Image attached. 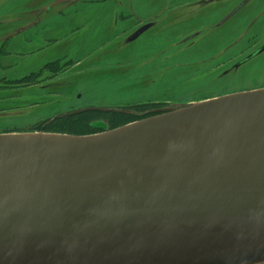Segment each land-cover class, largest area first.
<instances>
[{
    "label": "water",
    "instance_id": "water-1",
    "mask_svg": "<svg viewBox=\"0 0 264 264\" xmlns=\"http://www.w3.org/2000/svg\"><path fill=\"white\" fill-rule=\"evenodd\" d=\"M155 111L0 133V264H264V87Z\"/></svg>",
    "mask_w": 264,
    "mask_h": 264
},
{
    "label": "rangeland",
    "instance_id": "rangeland-1",
    "mask_svg": "<svg viewBox=\"0 0 264 264\" xmlns=\"http://www.w3.org/2000/svg\"><path fill=\"white\" fill-rule=\"evenodd\" d=\"M47 1L0 0V54H3L0 56V133L96 134L148 117L147 112L154 108H177L193 101L264 85L263 56H257L244 68L232 69L228 75L222 76L224 68L233 62L218 66V61L210 60L216 52L212 50L215 47L213 39L203 40L199 45L195 43L197 46L181 55L172 49L173 41L190 32L176 26L167 30L159 25L161 28L148 32L149 35L144 37L151 39L146 42L139 39L123 41L122 37L129 33L127 27L121 38L110 40L107 44L100 40L92 45L78 41L72 52L82 60L66 63L64 68L60 63L48 65L50 61L38 56L14 58L8 55L9 50L14 54L21 53L20 44H14L19 40L21 43L34 39L26 43L30 50H37L43 45L39 42V29L18 32L19 28L33 21L45 22L49 17V24L56 23V14L71 6L69 3H59L42 12L39 9ZM121 1L124 2L123 6L127 5L128 0ZM140 1L133 0V6L140 7ZM158 1L149 2L154 6ZM162 1V6L167 4L165 1L168 2ZM106 6L113 13L110 22L117 21L115 15L122 6L117 0H107ZM237 18L227 26L236 28L239 22ZM111 27L119 28L115 23ZM216 31L206 32L212 38ZM14 35V39L6 42L7 37ZM202 35L194 40L201 41ZM36 50L33 53H37ZM59 52L63 50L48 51L49 54ZM202 57V61H197ZM257 65L259 68H255ZM258 75L262 77L258 78ZM89 107L118 108L129 112L118 113L125 115V118L114 123L113 113L116 112L94 109L89 111L94 114L89 117L87 128L84 123L86 111L75 113L76 116L67 114ZM97 120L104 121L107 126L94 125Z\"/></svg>",
    "mask_w": 264,
    "mask_h": 264
},
{
    "label": "flooded vegetation",
    "instance_id": "flooded-vegetation-1",
    "mask_svg": "<svg viewBox=\"0 0 264 264\" xmlns=\"http://www.w3.org/2000/svg\"><path fill=\"white\" fill-rule=\"evenodd\" d=\"M82 1L48 0L46 3L48 5H42L39 10L43 12L44 9H52L59 3H69L71 6L67 10L59 11L56 14V23L49 24V17L45 22L36 23L33 21L18 29V32H25L31 28L40 30L41 40L39 42L43 45L39 48L37 47V53H33L36 49L30 50L28 48L29 45H26V43L34 39H27L21 43L20 40L14 42V44H20V54H14L11 52L12 50H9L8 55H12L14 58H16L15 56H38V58H43L47 62L50 61L48 65L56 66L57 63H60L64 68L67 66L66 63L82 60L81 58L78 59L72 52V48L76 46L78 41L92 45L96 44L97 40H100L101 43L107 44L110 40L121 38L123 30L127 27L129 33L122 37V40L127 42L135 31L148 25L146 31L134 39V41L139 39L146 42L151 40L144 39L148 32L161 28L159 27L161 25L167 30L169 27L176 26L177 29L183 28L190 31L178 37L172 43V49L178 52L179 55L197 46L195 43L199 45L203 40L213 39L215 47L212 50H216V52L211 55L210 60L218 61V66L228 65V62H233L230 66L224 68L225 70L221 73L222 76L228 75L232 69L244 68V65L257 56H263L264 70V0H168V2L165 1L168 5L165 4L164 6H162V0L156 2L154 6H151L149 1L156 0H142L140 1V7L133 6V0H128L127 5L124 6L123 1L117 0V3L122 7L119 8L117 15H115L117 16V21L113 23L110 22L113 13L106 6L107 0ZM236 17L239 19L236 28L228 27L227 24L232 23L231 20ZM114 23L119 28L111 27ZM214 29L217 30L216 33H214L212 38H209V34L206 31ZM251 29L253 31L250 32ZM202 33L201 41L194 40L196 37L198 39ZM15 36L7 37L5 39L6 42L11 41ZM49 41L53 42L48 44L47 42ZM33 46L36 47L38 45ZM182 46H184L183 49L180 48ZM7 48L9 49V47ZM13 48L17 50L16 46ZM50 49L63 50V52L49 54L48 51ZM259 49L261 51L256 55L240 63ZM4 54L6 55V53ZM1 55L3 54L1 53ZM198 56L201 57L202 55ZM203 58L197 61H202ZM224 59H228L227 62H223ZM255 68H259V66L257 65ZM259 77H262V75H258ZM263 87L264 85L257 88ZM251 89L245 88L244 90ZM161 108H154L152 111H148L147 115L156 114L155 110Z\"/></svg>",
    "mask_w": 264,
    "mask_h": 264
},
{
    "label": "trees",
    "instance_id": "trees-1",
    "mask_svg": "<svg viewBox=\"0 0 264 264\" xmlns=\"http://www.w3.org/2000/svg\"><path fill=\"white\" fill-rule=\"evenodd\" d=\"M89 111H92V110H88V111H86V112H84V113H86L87 115H86V117H85V121H84V123H85V126H86V128H87V122H88V120H89V117H91V115H93L94 113H89ZM119 112H116V113H113L114 114V123H118L119 121H122V119H124L125 118V115H119L118 114ZM121 114H123V113H121ZM72 116H76L75 114L74 115H72ZM68 117V116H67ZM84 123H83V125H84ZM99 129H101V128H99ZM103 130V129H102Z\"/></svg>",
    "mask_w": 264,
    "mask_h": 264
}]
</instances>
